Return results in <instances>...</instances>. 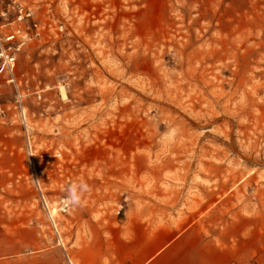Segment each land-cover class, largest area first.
<instances>
[{"label": "rangeland", "instance_id": "374dc122", "mask_svg": "<svg viewBox=\"0 0 264 264\" xmlns=\"http://www.w3.org/2000/svg\"><path fill=\"white\" fill-rule=\"evenodd\" d=\"M22 1L44 28L0 82V257L81 264L138 212L264 264V0Z\"/></svg>", "mask_w": 264, "mask_h": 264}, {"label": "crops", "instance_id": "0c3cea01", "mask_svg": "<svg viewBox=\"0 0 264 264\" xmlns=\"http://www.w3.org/2000/svg\"><path fill=\"white\" fill-rule=\"evenodd\" d=\"M136 214L133 239L124 244L85 246L80 251L81 264H104L105 259L111 264H247L248 258L256 260L262 254V244H214L205 240L196 222L186 227L152 225ZM9 260L18 264L17 257ZM0 264H7L6 258L0 257Z\"/></svg>", "mask_w": 264, "mask_h": 264}, {"label": "built area", "instance_id": "2783aa9c", "mask_svg": "<svg viewBox=\"0 0 264 264\" xmlns=\"http://www.w3.org/2000/svg\"><path fill=\"white\" fill-rule=\"evenodd\" d=\"M43 28L35 11L22 0H0V82L4 80L8 84L18 85L19 55L41 38ZM22 98L19 92L18 103L21 108ZM0 115H5L2 108ZM62 205L66 211L70 208L68 198L63 200ZM68 264H73L69 258Z\"/></svg>", "mask_w": 264, "mask_h": 264}, {"label": "clouds", "instance_id": "9594fccd", "mask_svg": "<svg viewBox=\"0 0 264 264\" xmlns=\"http://www.w3.org/2000/svg\"><path fill=\"white\" fill-rule=\"evenodd\" d=\"M174 135V132H170L166 135L165 139L170 138ZM89 186L84 182L73 183L68 188V200L73 206L80 205L82 203V197L88 192Z\"/></svg>", "mask_w": 264, "mask_h": 264}, {"label": "bare ground", "instance_id": "6f19581e", "mask_svg": "<svg viewBox=\"0 0 264 264\" xmlns=\"http://www.w3.org/2000/svg\"><path fill=\"white\" fill-rule=\"evenodd\" d=\"M34 163H35V162H34V159H33V165H35ZM63 209H64V207H63ZM57 213H58V210H57L56 208H52L51 211H50V216H51V218L54 219V216H55ZM55 225H56V223H55Z\"/></svg>", "mask_w": 264, "mask_h": 264}]
</instances>
